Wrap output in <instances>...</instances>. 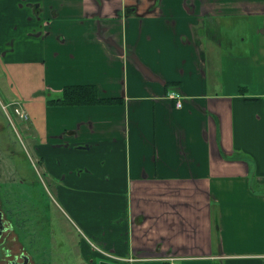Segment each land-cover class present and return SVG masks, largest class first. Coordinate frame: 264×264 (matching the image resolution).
I'll return each mask as SVG.
<instances>
[{
    "label": "crops",
    "instance_id": "1",
    "mask_svg": "<svg viewBox=\"0 0 264 264\" xmlns=\"http://www.w3.org/2000/svg\"><path fill=\"white\" fill-rule=\"evenodd\" d=\"M0 60L85 258L264 264V0H0Z\"/></svg>",
    "mask_w": 264,
    "mask_h": 264
},
{
    "label": "rangeland",
    "instance_id": "2",
    "mask_svg": "<svg viewBox=\"0 0 264 264\" xmlns=\"http://www.w3.org/2000/svg\"><path fill=\"white\" fill-rule=\"evenodd\" d=\"M4 30H8V27L7 26L4 27ZM244 47H245L244 43L243 44L238 43L235 46L234 50L236 51ZM4 64L5 63H3V61L0 60V77L1 76L5 77V74L3 73V67H5ZM230 72L231 71L225 73L230 74ZM0 84L4 85L3 87H0V163L2 164L3 167L4 180L10 178V176L13 173L14 166H16L17 169L21 172L20 175L21 177H25V179H29L26 178V175L29 173L28 164L29 165L31 164L32 167L35 169V172L38 175L40 174L41 176L43 174L44 169L39 164V161H37L35 154L32 150L30 143H33V140L32 142L31 140L30 141L28 140L29 135L31 137L34 136L31 129L32 124L28 120L23 119L15 114L16 108L20 107L17 101L8 103V101L6 100V97L4 95V87L8 86L9 88V83H7L6 81L4 82L1 81ZM248 88L250 92L254 90V86L251 84L248 85ZM211 89H214V86H212ZM261 101L262 104H264V98L261 99ZM262 104H259V106ZM249 107H253V104H250ZM30 161L31 163H29ZM101 172H105V170H101ZM43 181H42L43 183L42 185L45 186L43 188L48 192V196H49L48 203L50 201V198L51 199L53 198L55 202L59 201L58 196L53 191V186L51 187V184L49 185L48 183L49 180L47 181L46 178H43ZM15 182L11 183L10 185H13ZM19 188L22 189L24 187L22 184H20ZM13 189L14 188H10V187L8 188L10 192ZM38 191L36 192L35 190V193H32V195L36 196L38 194ZM21 193L22 196H26L27 194L26 192H20L18 195L16 193L14 197L10 198V201L13 203V205L18 206L17 204L20 203L21 200L19 198V195ZM30 193L31 192H29V195ZM38 199H39L38 197L35 198V205L37 204ZM60 206L63 212L67 214L63 209L62 203H60ZM38 208L39 206L37 205L32 210L37 211ZM55 208L57 209L56 206ZM52 210L53 212L56 213V210H54L53 208ZM63 218H64L63 220L58 219L57 214L55 217L51 218V226H50V230H51L50 235H52L51 239L49 238L48 233L43 237V239H39L38 234H36L33 235V240L35 241L34 244L38 249L40 248L42 249L44 246L49 245L50 250L54 252V254H51L50 259L51 260L55 259L57 264H89L86 259L83 260L79 251L80 238L76 235V230L80 233L81 231L78 229L74 220H72V224H71L65 217ZM91 246L95 251V262L97 264L100 262L99 260L101 261L106 260L108 262H112L115 264H128L134 262V260L131 259L128 260L121 257H117L113 252L107 251L105 248L98 246L96 241L95 244L94 245L91 244Z\"/></svg>",
    "mask_w": 264,
    "mask_h": 264
},
{
    "label": "flooded vegetation",
    "instance_id": "3",
    "mask_svg": "<svg viewBox=\"0 0 264 264\" xmlns=\"http://www.w3.org/2000/svg\"><path fill=\"white\" fill-rule=\"evenodd\" d=\"M39 164L44 169L41 176L35 172L31 164H28L29 173L26 178L29 179L21 177V172L14 166L10 178L4 180L3 167L0 163V264H57L55 259H50L51 254H54V252L50 250L49 245L38 249L33 240V235L38 234L39 239H43L47 233L51 239V218L55 217L56 214L60 220L65 217L53 198H50L48 203V192L44 190L43 187L45 186L42 184L44 183L43 178L48 181L51 174L42 161ZM13 182L15 183L10 185ZM48 183L50 185V181ZM20 184L24 188L20 189ZM9 187L14 188L11 190L12 194L8 190ZM35 190L36 192L39 190L36 196L32 195ZM20 192H26L27 194L22 196L21 193L19 195L20 203L17 204L18 206L13 205L10 198ZM29 192H31L30 195ZM37 197L39 199L35 205V198ZM37 205L39 206L38 210L33 211L32 209ZM52 208L56 210V213L53 212ZM76 235L80 238L79 251L83 260L86 259L89 264H94L95 251L91 244L94 245L95 243L90 242L91 244H89L87 242L88 252L91 253L88 255L89 259H87L83 252L85 249L83 238L77 230Z\"/></svg>",
    "mask_w": 264,
    "mask_h": 264
},
{
    "label": "trees",
    "instance_id": "4",
    "mask_svg": "<svg viewBox=\"0 0 264 264\" xmlns=\"http://www.w3.org/2000/svg\"><path fill=\"white\" fill-rule=\"evenodd\" d=\"M121 103L120 99L101 98L98 88L94 85L66 86L60 96L47 101L48 106L58 107L110 106ZM213 226L215 231H218V223L215 219H213Z\"/></svg>",
    "mask_w": 264,
    "mask_h": 264
},
{
    "label": "built area",
    "instance_id": "5",
    "mask_svg": "<svg viewBox=\"0 0 264 264\" xmlns=\"http://www.w3.org/2000/svg\"><path fill=\"white\" fill-rule=\"evenodd\" d=\"M168 97L173 100L176 101V106L178 108H181L183 106V98L181 96V94L177 91V90H171L168 94ZM15 105V104H12ZM20 105V104H19ZM15 114L23 119L28 120V115L27 113L22 109L21 105L19 108H16L15 110ZM112 255V254H111ZM172 264H178V263H172Z\"/></svg>",
    "mask_w": 264,
    "mask_h": 264
},
{
    "label": "water",
    "instance_id": "6",
    "mask_svg": "<svg viewBox=\"0 0 264 264\" xmlns=\"http://www.w3.org/2000/svg\"><path fill=\"white\" fill-rule=\"evenodd\" d=\"M99 264H115V263L102 260L99 262Z\"/></svg>",
    "mask_w": 264,
    "mask_h": 264
}]
</instances>
